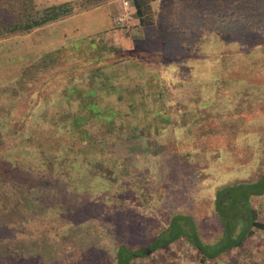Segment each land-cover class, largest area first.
<instances>
[{
  "label": "rangeland",
  "instance_id": "obj_1",
  "mask_svg": "<svg viewBox=\"0 0 264 264\" xmlns=\"http://www.w3.org/2000/svg\"><path fill=\"white\" fill-rule=\"evenodd\" d=\"M35 1L42 4L45 0ZM67 2H72L77 10L68 16V24H58L60 38L68 27L69 34L74 32L77 39L100 35L94 41L102 56L109 51L107 37L112 35L113 46L119 50L112 66L101 69V64L93 63L90 72L76 81L65 76L60 63L58 70L39 75L40 92L34 95L32 86L13 99L14 105L7 103L11 98L0 95V156L5 164H11L4 184H0V263L73 264L71 255L86 254L85 259L88 255L92 264H113L117 241L128 242L125 233L120 232L121 222L130 221L133 230L138 231L134 216L144 205L149 209L145 214L154 219L159 218V209L191 215L197 221L201 241L212 246L219 236V223L213 213L216 189L256 179L263 171L264 160L256 155L253 161L248 159L247 146L253 148L252 152L263 146L253 147L250 142L242 146L239 137L230 146L224 144L210 150V138L205 137L202 146L190 151L185 160L188 165L201 168L186 169L181 175L180 166L168 161L178 153L175 149L169 152L170 144L180 142L195 108L212 109L208 112L212 119L218 112L232 109L228 106L230 97L219 94L228 93L227 85L216 90L221 76H228L233 68L232 54L235 60L240 58L246 64L257 58L258 67L264 70V58L260 61L255 52L246 50L248 45L264 42V0H156L154 25L143 28L134 16L130 24L119 29H114L112 21L120 0ZM82 4L85 8H79ZM94 28L100 32L93 33ZM32 34L34 31L0 38V52L7 46L21 45ZM38 53L28 57L27 52V59L23 53L19 55L29 64L38 58ZM257 84L250 86L242 99L234 98L233 103L249 101L254 96L256 103L264 101V82ZM88 92H94L90 97L96 103L94 111L107 108L101 115L112 117L110 122L93 115L91 109H84ZM211 102L215 109L210 107ZM24 113L30 116L23 117ZM250 113V122H264V108L257 114ZM79 116L85 122L74 130L71 124ZM147 121L150 124L146 125ZM61 129L68 135H81L84 131L95 143L81 147L79 153L72 152L68 161H51L50 168L36 154L37 142L44 148L57 146V153L62 155L66 149ZM48 130L58 136L48 138ZM123 165L128 176L121 177L118 172ZM87 180L99 183L96 191L87 190ZM116 194L127 205L119 209L117 218L111 211L117 203L111 202V197ZM160 194L167 197L162 200ZM83 196L98 199L97 204L107 198L108 204L103 211L95 207L96 203L87 206L88 201L85 208L80 202L72 204ZM250 205L264 226V195L252 196ZM75 210L77 216L95 221L76 226L74 231H66L63 223L55 221L57 234L51 227L44 228L43 223L48 220L51 223L58 217L67 219ZM42 217L46 221L34 225ZM131 239L138 240L136 235ZM146 254L130 264H202L197 251L184 240ZM206 264H264V229H255L241 247Z\"/></svg>",
  "mask_w": 264,
  "mask_h": 264
},
{
  "label": "trees",
  "instance_id": "obj_2",
  "mask_svg": "<svg viewBox=\"0 0 264 264\" xmlns=\"http://www.w3.org/2000/svg\"><path fill=\"white\" fill-rule=\"evenodd\" d=\"M92 1L98 2L99 0H85L86 3H91ZM131 2L135 12L134 15L137 24L143 28H149L150 26L154 25L153 6L156 0H131ZM85 6L86 5L82 4L79 6V8H85ZM76 10L77 7L72 2H56V0H45L42 2V4H40L35 0H0V38L28 35L34 31V34L28 38L30 44L32 45L28 57H31L33 52H35V49L32 50L34 47L33 45H35V43H41L42 39L44 40L45 35V39H49L50 37L53 40L61 39L57 42L55 47L53 44L46 50L44 49V51H42L44 53L38 56L36 60H32V62L29 64L27 63V66L20 72L19 77L10 83L0 85V95L11 98L7 100L9 105H14L15 102L13 99L16 97L18 98L22 91H26L32 86H35L33 90L34 95L40 92L41 84H39V82L41 81L39 79V75L41 76L50 73L53 70H58L56 68L60 63H62L64 68L63 73H67L65 76H70L75 81L78 77L81 78L82 74L86 72L89 73L93 63L101 64V69L112 66L111 63L116 59V52L119 50V47L113 46V38L111 37L112 35L107 37L109 40L107 45L110 46L108 48L109 51L102 53V56L101 54L98 55V46L94 41L96 40L95 37L100 35H93L91 37L85 35L86 37H78L77 39V37L75 38L74 32L69 34L71 30L67 29L66 33H64L62 38H60L61 36L58 30L60 31L61 28L56 29L57 25L53 23L56 21H61L68 16H72ZM51 24L55 26L50 30L46 29V27L50 26ZM73 38L75 39L73 40ZM24 47L22 49H24ZM247 48L248 49L246 50L248 53L255 52L256 54L254 55L258 57V59L260 58V61H262L264 58V42L261 44L260 41H257L253 45H248ZM25 58L27 59L26 56ZM230 58L231 61L234 62L232 65L233 68L229 69L228 76H221V79L218 82L220 87L216 88V90L223 89L224 84L227 85L226 89L228 93L220 91L219 94H224L228 98L230 97L228 106L232 107V109L227 108L224 112H218L216 119H212V115L208 114V112L212 109L202 108L199 110L198 107L195 108L196 110H193L194 113L189 119L190 122L184 126V128L188 129L182 134V138L180 142H178L179 144H170L169 152H174L173 149H175L178 151V153L177 155H174L175 157L168 158V161H175V163L180 166L181 175L185 173L186 169L192 170L193 167V169L196 171L197 169L201 168L191 164L188 165L187 161L185 160L190 155V151L202 146V142L205 137L210 138V150H212L214 147L219 148L224 144L230 146L232 145V142L237 141L240 137L239 141L242 146L246 145L247 142H250L253 147L263 146L261 147L263 148L261 152L260 147L256 149V152H252L253 148L248 147L247 144V150L249 151V155L247 156L248 159L253 161L256 155L257 159H259L261 156L262 160H264V122L258 123L254 121L252 123L249 121V115L251 114L250 112L252 111L256 114L261 112V108H264V101L261 100V102L260 98H258L257 100L260 102L256 103L254 96L252 100L240 102L235 101L233 103L234 98L236 99L243 94L247 95L248 88L250 86L253 88L258 86L257 83L264 82V70L258 67L257 58H255V61L250 60L248 64L245 63V60H241L240 58L235 60L233 54L230 56ZM10 86H12L11 89ZM93 95L94 92L87 93L88 102L86 103L87 106L84 105V109L87 110V108H89L91 109L90 112H93V115L99 119L104 118L106 121L110 122L112 117H109L108 114L105 116L101 115L107 111V108L103 109L102 111L99 109V111H94L96 103L90 101V97ZM243 97L245 96L240 97V99ZM218 104H220V102H217L216 105ZM26 105L31 106L32 104L30 105V103H26ZM210 107L214 108L212 102L210 103ZM109 112L113 113L112 111ZM197 112L202 116L196 115ZM203 112L205 113L204 117L202 114ZM29 114L30 113H24L23 117H29ZM156 114H154V116H157ZM202 117L203 119H201ZM209 118L211 119L210 121ZM150 120L152 121V118ZM84 122L85 119L79 116L77 119L73 120L71 127L76 130L79 125L83 124ZM190 123H193V125ZM209 123H213V125H209ZM148 124L150 123L147 121L146 125ZM45 135H48V138H54L58 136L57 132L52 130H48ZM250 135L255 136V138H250ZM63 137L65 138V145L63 146L66 150L63 151L62 155L57 153V146H55L56 149L48 147L44 148L43 144H41L39 141L37 142L38 146L36 148V154L40 156L43 164L50 166V168L52 162L55 161V159L57 161H68L70 155H72V152L75 153V151H77V153H79L78 150H80L81 147H87L88 143L92 144L94 142L93 139L90 140L91 138H89V136L84 131L81 135H79L77 132L75 134L68 135V133H65L63 130ZM31 138L32 137L29 139ZM249 139L251 140L248 141ZM187 140L189 141L186 142ZM187 143L188 145H184ZM58 155H61L60 158ZM61 157L65 158L66 160L62 159ZM9 166L11 167V164H5V160L2 156H0V184H4ZM123 166H121V171L118 172L119 176L121 177H124L128 171V169ZM110 170L112 171V169ZM259 173L260 175H258V177L254 180L238 181L234 184L220 186L216 189L214 195L213 213L215 214V218L219 223V236L217 241L212 246H210V243L204 244L201 241L198 233L197 221L191 215H186L182 211L169 212L168 210L159 209L156 210V217L159 218L154 219L153 215L151 217V215L145 214L146 212H149V209L144 205L142 211L135 215L137 218L134 216V221L139 226L138 231L133 230L134 224L130 223V221H125L124 224L121 222L123 229L120 232L125 233L128 242L117 241L115 244L116 247L114 249L115 260L113 264H130L135 258H139L142 255L146 256L147 252L151 254L155 253L158 250L173 244L174 242H178L179 240L186 241L197 251L201 258L200 262L202 264H206L211 260H217L221 254L241 247L244 242L254 234L255 229H264V226L257 221L256 212L250 205V198L252 196L260 197L264 195V162L263 171ZM252 174H254V172ZM108 176H110V174H108ZM93 182L94 181L90 182L87 180V190L90 192L96 191L98 188L99 183L93 184ZM100 183L103 184L102 182ZM159 196V198L163 200L165 197H167V194H160ZM111 199V202H117L116 204L112 205L113 208L111 209V211H113L112 214L117 218V215H119V209L121 207L126 208V201L122 197L120 198L117 194L112 196ZM97 200L98 199L93 198L88 200L83 196L82 198L74 200L72 204L80 202V205L83 204L85 208L90 204L92 205L96 203L95 207L103 211V206L108 204L106 203L108 202L107 198L100 200L101 202L98 204L97 202H99V200ZM125 211L128 212L129 209H125ZM46 219L47 218L42 217L41 221L34 220L36 221L34 225L38 223L41 224L45 222ZM149 219L150 221H148ZM88 220V218L83 219L81 215L77 216L75 210L74 214L67 216V219L63 220L62 217H58L56 219H52L51 223L50 220H48L46 224L43 223V226L45 229L51 227L55 234H57L53 228L55 221L63 223L66 231H70L72 229L74 231L76 226H82L86 222L89 223L90 221H95L94 218L89 221ZM137 220H139V223ZM64 221H68V223H65ZM149 224L152 225L148 226ZM21 230L22 229L18 230V232ZM134 235L137 236V241L131 239ZM71 258H74L73 264H92V259L89 258L88 255L87 260L85 259L86 254L78 257L71 255ZM3 261L4 260L1 262Z\"/></svg>",
  "mask_w": 264,
  "mask_h": 264
},
{
  "label": "crops",
  "instance_id": "obj_3",
  "mask_svg": "<svg viewBox=\"0 0 264 264\" xmlns=\"http://www.w3.org/2000/svg\"><path fill=\"white\" fill-rule=\"evenodd\" d=\"M62 2H67L66 1H62ZM119 9V6L117 8V11ZM70 18H64L63 20L61 21H56L54 22L53 24L57 25L58 24H68L70 21ZM53 24H51L50 26H47L46 29H48L49 27L52 28ZM97 26V25H96ZM95 26V27H96ZM74 27V26H72ZM58 27H56L57 29ZM67 28V27H65ZM64 29V28H63ZM69 29V27H68ZM46 32V31H45ZM96 32H100V31H96L95 28H94V32L93 33H96ZM87 34V33H86ZM51 35V33H50ZM46 38V35L44 36V40L42 39V42L41 43H35V45H33V49H35V52H39V56L42 55V48L43 49H47L49 47H51L53 44H54V47L57 45V42L58 40L57 39H52L51 37L49 39H45ZM26 44V46H25ZM27 44H30L29 40L26 39V42L24 41H21V45H18V44H14V46H7L6 48H4L3 52H0V85H3L5 83H10L12 82L14 79H16L17 77L20 76V72L27 66V63L25 61H23V59L21 58V55L19 54H22V57L25 58L26 56V52H29L30 51V48H31V44L30 45H27ZM25 46L26 47V50L25 48L22 49L21 47ZM21 48V49H20ZM20 49V50H19ZM52 49V48H50ZM4 68V70H3ZM3 70V71H2Z\"/></svg>",
  "mask_w": 264,
  "mask_h": 264
},
{
  "label": "built area",
  "instance_id": "obj_4",
  "mask_svg": "<svg viewBox=\"0 0 264 264\" xmlns=\"http://www.w3.org/2000/svg\"><path fill=\"white\" fill-rule=\"evenodd\" d=\"M119 9L114 17L112 24L114 29H119L130 24L134 19V11L131 0H120Z\"/></svg>",
  "mask_w": 264,
  "mask_h": 264
}]
</instances>
